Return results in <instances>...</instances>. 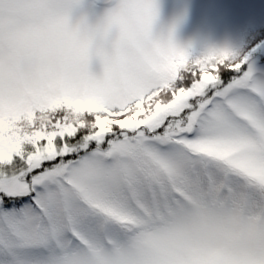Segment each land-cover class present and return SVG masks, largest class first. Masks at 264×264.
Wrapping results in <instances>:
<instances>
[{"label": "snow or ice", "instance_id": "snow-or-ice-1", "mask_svg": "<svg viewBox=\"0 0 264 264\" xmlns=\"http://www.w3.org/2000/svg\"><path fill=\"white\" fill-rule=\"evenodd\" d=\"M59 16L118 34L103 72L55 39ZM159 16V0H0V264H91L165 203L257 214L223 264H264V80Z\"/></svg>", "mask_w": 264, "mask_h": 264}, {"label": "rangeland", "instance_id": "rangeland-1", "mask_svg": "<svg viewBox=\"0 0 264 264\" xmlns=\"http://www.w3.org/2000/svg\"><path fill=\"white\" fill-rule=\"evenodd\" d=\"M157 28L177 24L176 38L194 52L210 46H229L251 54L256 76L264 80V0H159ZM259 34H255L260 31ZM253 45L246 49V39ZM123 244L110 251L90 250L91 264H223L225 249L259 223L255 213L242 221L216 217L192 204L175 215L162 204L148 219L128 214ZM38 254V250H31Z\"/></svg>", "mask_w": 264, "mask_h": 264}, {"label": "clouds", "instance_id": "clouds-1", "mask_svg": "<svg viewBox=\"0 0 264 264\" xmlns=\"http://www.w3.org/2000/svg\"><path fill=\"white\" fill-rule=\"evenodd\" d=\"M55 23L62 25L55 39L67 48L86 52L93 69L103 72L101 57L109 54L110 49H115L119 39L118 34L107 30L99 22L71 16L67 18L59 16Z\"/></svg>", "mask_w": 264, "mask_h": 264}, {"label": "trees", "instance_id": "trees-1", "mask_svg": "<svg viewBox=\"0 0 264 264\" xmlns=\"http://www.w3.org/2000/svg\"><path fill=\"white\" fill-rule=\"evenodd\" d=\"M262 30H260V31H257L255 34H259V32H261ZM257 37H258V39H260V38H262V37H264V31L261 33V35H257ZM253 41H250L248 38L245 40V42H244V48H246V49H248V48H250L252 45H253Z\"/></svg>", "mask_w": 264, "mask_h": 264}]
</instances>
